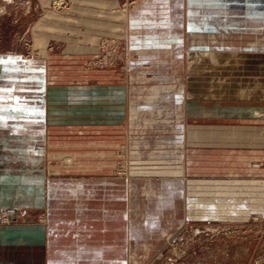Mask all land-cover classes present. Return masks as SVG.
Returning <instances> with one entry per match:
<instances>
[{"label":"rangeland","instance_id":"rangeland-1","mask_svg":"<svg viewBox=\"0 0 264 264\" xmlns=\"http://www.w3.org/2000/svg\"><path fill=\"white\" fill-rule=\"evenodd\" d=\"M193 2L0 0V55L18 60L0 64V226L78 220L83 201L116 222L121 264H264V0H213L234 23L210 34L193 32ZM35 90L38 113L12 119Z\"/></svg>","mask_w":264,"mask_h":264},{"label":"crops","instance_id":"crops-1","mask_svg":"<svg viewBox=\"0 0 264 264\" xmlns=\"http://www.w3.org/2000/svg\"><path fill=\"white\" fill-rule=\"evenodd\" d=\"M112 1V0H111ZM194 2L192 3L193 7L191 8V14L193 16H200L201 19L198 20V18H193V21H191V26L193 29V32L197 33H205V34H210L212 31H217L220 30L221 32L224 30L230 29V26L234 23L233 19L231 18L233 15L232 12H230V17L226 16V11H218L217 9L219 6H223L222 4H219L217 6L216 2H212L213 0H193ZM216 1V0H214ZM257 1V0H256ZM115 3V2H114ZM226 7V4L223 6ZM239 11V9H237ZM258 10V9H257ZM255 10L254 14L259 15L260 13ZM241 15L243 17L245 16H252L251 13L248 14L247 9L245 11H239L235 14V16ZM217 16H223L221 19L218 18ZM229 18V19H227ZM255 23H251V26H255V30H258V27L256 25L258 18L255 19ZM215 25L216 28L213 27ZM201 44V43H199ZM203 44V43H202ZM201 44V45H202ZM251 47H256V46H251ZM17 58L16 57H10V56H1L0 55V64H3L2 67L4 69L8 70L12 64L17 63ZM10 64V65H9ZM20 64V63H19ZM35 78V77H34ZM35 81L37 79L35 78ZM11 87V86H10ZM10 91V90H7ZM30 97H25L20 100V102L17 103L16 106L11 105L10 112H14L15 116H11L13 119H19L20 116L22 117L23 112H27L28 110L33 112V113H38L37 105L38 102L36 100H39L38 97H40L39 93L35 90L33 93L29 95ZM195 108H193L194 110ZM4 110V109H3ZM208 110H212L215 112H218V114H221L222 111L224 113L227 111L225 115L231 116L228 112H231L233 110H246L245 107H218V108H203L201 110L202 113L208 112ZM19 113H18V112ZM200 111V108L199 110ZM17 113V114H16ZM36 114L32 115L33 118H30V116L25 117V119L35 121L38 117ZM209 114V113H206ZM31 116V117H32ZM24 119V117H22ZM4 121V123H3ZM10 122L5 119L4 116L1 117L0 119V133L2 131H6L7 129H10ZM35 125V124H31ZM22 126V125H21ZM25 126V125H23ZM22 126V127H23ZM231 128V127H230ZM236 130H241L243 126H234ZM13 130V129H11ZM21 135H24V133H27L25 131H20ZM195 136L199 133V131L196 130ZM216 131L213 128L208 129L207 137L210 139H218L221 138V136L216 135ZM20 134V133H19ZM230 134V132H229ZM242 135L241 133H239ZM11 135L17 139V133L11 132ZM227 132L223 133V137H228ZM230 140L235 137V135H229ZM194 137V136H193ZM206 137V136H205ZM240 139L244 136H239ZM229 140V141H230ZM2 139L0 138V142ZM195 152H216L214 151H205V150H197ZM219 152V151H218ZM240 151L235 150L231 151L229 150H224L222 153L226 154H232L235 153L237 155ZM40 157V156H39ZM38 157V160H39ZM237 156H224V165H227L228 168H226V171H229V173L232 175L234 172H237V168H233V165H238V157ZM24 158V157H23ZM31 158L33 159L35 157H27L26 159ZM41 158V157H40ZM33 167L35 165L32 164ZM21 168V166H20ZM22 175L24 178L27 176L28 170L33 169L30 167H24L22 165ZM234 171V172H233ZM8 175V174H6ZM231 181H225L224 186L222 189L229 190L232 187ZM30 189H27L24 184L19 187L20 190H23L25 192V195L28 194L30 195L31 200L36 202L41 201V193L40 190L38 189L39 193L36 192V187L35 186H30ZM198 187L194 190L193 192H199ZM6 190V187L3 185H0V200L9 201L6 196H2V193ZM90 192V190H89ZM199 194H197L198 196ZM23 196V195H22ZM37 197V198H36ZM199 198V197H198ZM197 199V198H195ZM194 199V200H195ZM28 201L23 200L21 197H16V200L14 201L15 204H24L28 203ZM196 201V200H195ZM242 201V200H241ZM241 201L239 200V203H234V208L235 207H240ZM208 206L214 207L212 204H207ZM230 205V206H231ZM244 205V204H243ZM229 206V207H230ZM92 206H90L87 202L79 201L77 205L74 206V213H75V219L78 220H68L62 216L59 217H54L53 220H49V226L47 227L46 225H17V226H11V227H5V226H0V264H121L119 258H114L115 251H106V249H112L114 248V242L110 246L105 248V243H108L109 240H117V237L111 236L110 238H107V236L104 235L105 232L113 235H118V230L115 229L113 224L116 222L111 221L108 229L103 228L102 224L104 223L102 220L103 218V213H107L106 209L103 208V206H94L93 212ZM92 214H91V213ZM231 212V211H230ZM77 213H81L78 214ZM82 218V220H81ZM84 219H86L84 221ZM102 219V220H101ZM83 222V225H80ZM74 223H77L80 226H83L82 229H86L87 233H90L91 235H79L77 234L76 231L74 232V227L70 228L71 225ZM99 226V227H98ZM118 226V223L116 224ZM81 229V228H80ZM115 229V232H114ZM90 231V232H89ZM109 231V232H108ZM75 235H74V233ZM73 233V235H71ZM108 240V242H106ZM120 240V238H118ZM127 240V238H126ZM125 242V238L123 239ZM116 242V241H115Z\"/></svg>","mask_w":264,"mask_h":264},{"label":"bare ground","instance_id":"bare-ground-1","mask_svg":"<svg viewBox=\"0 0 264 264\" xmlns=\"http://www.w3.org/2000/svg\"><path fill=\"white\" fill-rule=\"evenodd\" d=\"M10 211V210H9ZM12 213V212H11ZM13 214V213H12ZM173 249V248H172Z\"/></svg>","mask_w":264,"mask_h":264}]
</instances>
